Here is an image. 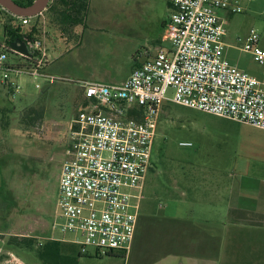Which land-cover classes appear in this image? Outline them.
Returning a JSON list of instances; mask_svg holds the SVG:
<instances>
[{"label":"rangeland","instance_id":"374dc122","mask_svg":"<svg viewBox=\"0 0 264 264\" xmlns=\"http://www.w3.org/2000/svg\"><path fill=\"white\" fill-rule=\"evenodd\" d=\"M241 2L243 10L227 19L226 57L262 77L264 67L241 47L251 29L264 46V0ZM170 12L168 0H90L85 22L77 26L59 24L47 10L31 25L0 12V43L9 39L6 25L31 34L39 23L33 36L44 39L45 71L54 77L21 75L14 79L20 94H0V264H43L38 251L48 246L57 247L69 264H136L123 251L99 256L90 248L79 256L78 246L67 242L73 236L54 229L59 179L71 119L86 104L81 83H121L161 47L169 48L163 37ZM10 60L22 58L10 53ZM33 109L44 116L37 119ZM183 141L193 145L181 146ZM154 142V169L147 177L162 191L158 205L164 206L167 191L181 195L200 187L204 201L213 192L212 198L223 203L226 195L264 215L263 129L166 100ZM56 239L62 242L53 245Z\"/></svg>","mask_w":264,"mask_h":264},{"label":"built area","instance_id":"2783aa9c","mask_svg":"<svg viewBox=\"0 0 264 264\" xmlns=\"http://www.w3.org/2000/svg\"><path fill=\"white\" fill-rule=\"evenodd\" d=\"M168 1L171 12L163 38L169 48L161 47L121 83H81L86 104L69 125L54 229L71 234L67 241L83 255L90 248L99 256L130 251L164 101L264 130V74L254 76L241 69L225 52L227 18L222 12H241V0ZM5 11L0 5V12ZM13 16L31 25L45 15ZM21 40L31 56L13 50L8 40L0 43V94L11 98L21 93L16 77L54 80L45 71L44 39L27 33ZM241 49L264 67V46L256 29L250 30ZM10 53L22 60L12 62Z\"/></svg>","mask_w":264,"mask_h":264},{"label":"crops","instance_id":"0c3cea01","mask_svg":"<svg viewBox=\"0 0 264 264\" xmlns=\"http://www.w3.org/2000/svg\"><path fill=\"white\" fill-rule=\"evenodd\" d=\"M222 14L227 19L233 15ZM146 189L135 237L125 254L134 256L136 264H248L249 256L256 260L249 264H264V215L258 208L231 202L226 195L227 201L219 202L213 192L204 201L200 187L183 189L188 193L181 195L167 191L163 206L155 202L162 191L147 176Z\"/></svg>","mask_w":264,"mask_h":264},{"label":"trees","instance_id":"16d2710c","mask_svg":"<svg viewBox=\"0 0 264 264\" xmlns=\"http://www.w3.org/2000/svg\"><path fill=\"white\" fill-rule=\"evenodd\" d=\"M16 1L21 5H30L32 3V1L30 0H16ZM169 6H171L170 3ZM89 8H90V0H50L48 9L46 10L53 17V19L55 18V20L59 24L68 25V26H77L80 24L82 25L84 24ZM11 16H13V14H11ZM37 31H38V25L33 26V31L31 32L30 35L33 36L34 35L33 33H36ZM5 32L9 36L8 39L9 43L16 39L23 38V34L20 33V29H11L6 25ZM138 66L139 65H137L136 67ZM34 112L38 114V117H36L37 119H40L44 116L43 110L39 112H37L35 109L31 110V113ZM131 113L136 114L139 112L132 111ZM32 123H35V121ZM60 242L62 241L52 240L51 243L53 245H59ZM78 255L85 256L80 253L79 249H78ZM38 258L40 259V261H42L43 264H69V260L62 253L58 251L57 247L55 248L53 246H48L46 249L39 250Z\"/></svg>","mask_w":264,"mask_h":264},{"label":"water","instance_id":"95a60500","mask_svg":"<svg viewBox=\"0 0 264 264\" xmlns=\"http://www.w3.org/2000/svg\"><path fill=\"white\" fill-rule=\"evenodd\" d=\"M50 0H35L30 5H21L16 0H0V5L18 17H35L48 9ZM13 50L31 56L26 43L21 39L10 42Z\"/></svg>","mask_w":264,"mask_h":264}]
</instances>
